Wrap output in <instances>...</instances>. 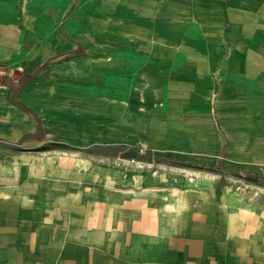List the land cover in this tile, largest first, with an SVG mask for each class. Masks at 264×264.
<instances>
[{
	"label": "rangeland",
	"instance_id": "obj_1",
	"mask_svg": "<svg viewBox=\"0 0 264 264\" xmlns=\"http://www.w3.org/2000/svg\"><path fill=\"white\" fill-rule=\"evenodd\" d=\"M229 1L217 0L216 5L209 0H157L159 8L175 7V13L159 18L183 34L192 23L213 22L217 6L224 17V54L254 55L234 67L247 70L254 80V89L243 93L247 103L219 101V90L210 95L216 105L212 119L229 140L215 142L208 151L195 144L187 153L164 150L153 141L161 128L151 125V103L141 101L134 91L136 76L144 68L128 62L122 70L107 61L126 52L147 54V46L132 50L104 45L102 37L87 53L79 48L43 66L25 60L0 64V217H44L53 207L45 198H56L63 217H84L73 227V239L97 242L104 235L105 214L123 217L127 209H137L143 221L133 236L136 258L158 252L169 242L160 232L165 226L160 217L184 212L185 217H219L206 226L213 236L209 245L217 246L222 264H264L262 0H249L252 17L243 9L231 15ZM196 11L203 12L200 20L194 19ZM236 26L240 34L233 39L230 33ZM174 33L154 50L195 52ZM98 62L106 67L102 77H95L93 70ZM201 63L208 70L210 62ZM144 177L174 186L163 191L173 201L150 206L134 196L133 189L143 187ZM116 225L123 227L120 220Z\"/></svg>",
	"mask_w": 264,
	"mask_h": 264
},
{
	"label": "crops",
	"instance_id": "obj_2",
	"mask_svg": "<svg viewBox=\"0 0 264 264\" xmlns=\"http://www.w3.org/2000/svg\"><path fill=\"white\" fill-rule=\"evenodd\" d=\"M209 1L218 5L217 0ZM229 2L231 15L238 9L245 10L248 16L255 13L249 0ZM214 8L213 22L192 23L185 29L187 34H183L180 28L171 25L170 29L159 18L162 13H175V7L159 8L157 0H0V64L25 60L43 66L63 54L74 55L79 48L87 53L102 37L104 45L132 50L147 46V54L126 52L107 61L117 63L122 70L128 62L145 69L136 76L134 91L140 93L141 101L151 103V125L161 128V133L152 135L153 141L162 144L164 150L187 153L198 146L196 149L208 151L215 142L222 145L229 140L212 119L216 105L210 99L214 91L219 90V101L247 103L243 93L248 94L255 86L247 70L234 68L243 58L246 61L254 55L249 54V49L248 55L224 54L220 44L224 17L217 6ZM201 13L196 11L194 19L200 20ZM258 14L264 16V0L258 6ZM236 27L230 33L233 39L240 34ZM174 32L185 38L183 42L195 52L161 54L154 50ZM207 61L210 66L204 70L207 66L201 62ZM105 68L102 62L96 63L95 77H102ZM155 108L162 113H154ZM174 142L179 148L174 149ZM143 180L142 188L133 189L134 196L146 199L150 206L173 201L163 191L174 186H162L154 177ZM45 200L53 207L44 217H0V264L223 263L217 246L212 249L209 245L213 236H209L206 226L217 223L219 217H185V212L160 217L165 225L160 232L166 234L169 242L158 252L136 258L133 236L143 221L137 209H127L123 217L105 214L101 220L102 240L92 242L88 238L81 242L73 239V227L81 224L84 217H63L60 201ZM117 220L123 223L122 228L116 225ZM192 225H198V230L192 231Z\"/></svg>",
	"mask_w": 264,
	"mask_h": 264
},
{
	"label": "bare ground",
	"instance_id": "obj_3",
	"mask_svg": "<svg viewBox=\"0 0 264 264\" xmlns=\"http://www.w3.org/2000/svg\"><path fill=\"white\" fill-rule=\"evenodd\" d=\"M186 191V190H185ZM188 191V190H187Z\"/></svg>",
	"mask_w": 264,
	"mask_h": 264
}]
</instances>
